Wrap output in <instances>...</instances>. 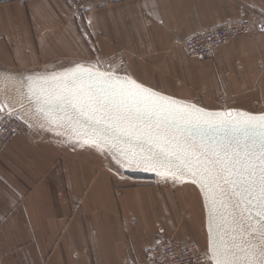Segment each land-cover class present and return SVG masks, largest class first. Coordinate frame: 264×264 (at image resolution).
Returning a JSON list of instances; mask_svg holds the SVG:
<instances>
[{
    "label": "crops",
    "instance_id": "1",
    "mask_svg": "<svg viewBox=\"0 0 264 264\" xmlns=\"http://www.w3.org/2000/svg\"><path fill=\"white\" fill-rule=\"evenodd\" d=\"M242 7L264 15V0H84L79 17L66 0H0V113L11 110L29 132L0 155V264H149L159 238L208 249L197 185L139 183L111 167L105 152L65 142L18 97L34 107L26 74L99 59L102 70L121 63L139 83L208 110L254 98L264 91V34L236 38L209 59L178 44L236 20Z\"/></svg>",
    "mask_w": 264,
    "mask_h": 264
},
{
    "label": "snow or ice",
    "instance_id": "2",
    "mask_svg": "<svg viewBox=\"0 0 264 264\" xmlns=\"http://www.w3.org/2000/svg\"><path fill=\"white\" fill-rule=\"evenodd\" d=\"M101 63L21 79L37 112L71 131L65 142L78 137L121 168L199 187L208 209L205 264H264V113L208 110Z\"/></svg>",
    "mask_w": 264,
    "mask_h": 264
},
{
    "label": "built area",
    "instance_id": "3",
    "mask_svg": "<svg viewBox=\"0 0 264 264\" xmlns=\"http://www.w3.org/2000/svg\"><path fill=\"white\" fill-rule=\"evenodd\" d=\"M27 4L31 0H11ZM72 11L79 17L84 12V0H66ZM264 33V17H242L221 26L201 30L186 38L178 39V44L190 56L197 59L212 58L216 51L234 39ZM115 69L121 63L111 64ZM264 69V66H262ZM229 109L228 101L224 100L221 110ZM25 133L29 135L25 123L14 115L0 113V155L14 140ZM208 250L196 243L182 242L175 238H159L156 244L147 251L149 264H205ZM208 264H211L209 261Z\"/></svg>",
    "mask_w": 264,
    "mask_h": 264
},
{
    "label": "rangeland",
    "instance_id": "4",
    "mask_svg": "<svg viewBox=\"0 0 264 264\" xmlns=\"http://www.w3.org/2000/svg\"><path fill=\"white\" fill-rule=\"evenodd\" d=\"M242 17H249V18L253 19L256 17H264V15L258 14V13H248L246 11V8L242 7V9L240 10V13H239V17L236 20H238ZM236 20H233V21H236ZM230 22H232V21H230ZM259 34H264V33H256L254 35H259ZM258 62L260 64L261 70L264 71V69L262 68V66H264V58L263 57L259 58ZM112 66L113 65H111V67ZM117 69L122 70L120 72L121 75L125 74L123 72L126 69L124 66H117V67H115V69L111 68V70H117ZM258 90H259V92H258V94H256V97H254V98H250L249 96H246L245 98L238 99L235 101H231V100L228 101L227 100L228 105H229V109L237 107V108H241L242 110H245L246 112L258 113V114L264 113V91H262L261 87ZM219 108L221 109V106ZM55 131L58 133H61L62 136H68L64 131H57V130H55ZM105 153L108 155V161H109V164L111 167L115 168L118 171H122V172L123 171L128 172V173L134 172L135 173L134 175H136V178H139V179H137V181L139 183H148L152 179L161 178L155 172H145V171L139 170L137 168V166H134L135 164L131 165L130 167L121 168L117 164H115V162L112 160L111 154L107 150H105ZM204 250H208V249H204Z\"/></svg>",
    "mask_w": 264,
    "mask_h": 264
},
{
    "label": "water",
    "instance_id": "5",
    "mask_svg": "<svg viewBox=\"0 0 264 264\" xmlns=\"http://www.w3.org/2000/svg\"><path fill=\"white\" fill-rule=\"evenodd\" d=\"M84 65H88V64H84ZM75 66V65H74ZM74 66H71V67H74ZM70 68V67H68ZM64 69H67V68H64ZM63 70V69H62ZM61 71V70H59ZM18 101L20 102V104L24 107L25 110H27L32 116H34L35 118H37L38 120H40L41 122H43L46 126L54 129V130H57V131H64L68 137H71L72 136V133L69 129L65 128V127H54L52 126L46 119H45V116L42 114V113H38L37 110H36V107L34 105L31 106L29 103H25L22 99H20L18 97ZM219 111V110H217ZM246 112V111H245ZM251 113V112H249ZM253 114H258V113H253ZM74 139H79L78 137L77 138H74ZM130 172V171H129ZM131 174H135L134 172H130Z\"/></svg>",
    "mask_w": 264,
    "mask_h": 264
},
{
    "label": "bare ground",
    "instance_id": "6",
    "mask_svg": "<svg viewBox=\"0 0 264 264\" xmlns=\"http://www.w3.org/2000/svg\"><path fill=\"white\" fill-rule=\"evenodd\" d=\"M10 82H11V81H10ZM17 82H18V81H17ZM24 82H25V81H24ZM18 83H20V82H18ZM15 85H16V84H15ZM15 85H14V86H15ZM21 87H22V86H21ZM13 88H14V87H13ZM13 88H12V89H13ZM21 89H22V88H21ZM22 91H23V90H22ZM13 92H14V91H12L11 93H13ZM11 93H10V94H11ZM15 96H16V95H15ZM18 96H19V95H18ZM12 97H13V96H12ZM15 100H17V99H15ZM28 102H29V101H28ZM29 104H30V103H29ZM31 105H32V104H31ZM23 109H24V108H23ZM29 115H30V114H29ZM33 117H34V116H33ZM31 118H32V116H31ZM39 123H40V122H39ZM41 125H42V124H41ZM45 127H47V126L45 125ZM48 128H49V127H48ZM51 129H52V128H51ZM64 134H65V133H64ZM134 166H136V165H134ZM133 169H134V168H133Z\"/></svg>",
    "mask_w": 264,
    "mask_h": 264
}]
</instances>
